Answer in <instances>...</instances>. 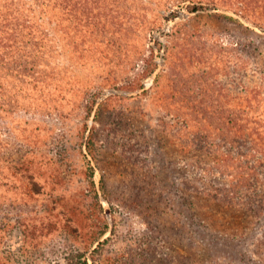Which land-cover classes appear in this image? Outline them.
<instances>
[{
    "label": "rangeland",
    "instance_id": "rangeland-1",
    "mask_svg": "<svg viewBox=\"0 0 264 264\" xmlns=\"http://www.w3.org/2000/svg\"><path fill=\"white\" fill-rule=\"evenodd\" d=\"M73 1L0 51V264H261L260 222L189 203L228 176L187 143L205 107L264 109V0Z\"/></svg>",
    "mask_w": 264,
    "mask_h": 264
},
{
    "label": "trees",
    "instance_id": "trees-1",
    "mask_svg": "<svg viewBox=\"0 0 264 264\" xmlns=\"http://www.w3.org/2000/svg\"><path fill=\"white\" fill-rule=\"evenodd\" d=\"M49 1L0 0V51L4 54L9 52L10 45L17 48L15 43H21L24 37L44 40V35L38 37L31 29L34 24L30 18L35 16L39 7L47 5L57 10L66 8L71 11L77 4L73 0ZM200 6H192L191 11L199 9ZM257 93L256 88L251 90L253 101L256 100ZM237 99L244 104L239 103L237 107H205L201 113L207 118V124H200L192 129L194 131L187 144L191 143L195 148L203 142V149L208 150L207 158L211 156L208 162L207 158L202 160L199 157L193 159L192 164L199 165L201 161H206L205 168L209 173L228 177L219 188L214 185H192L196 194L191 196L189 203L194 204L202 200L199 205L206 209L202 214L214 223L228 222L238 228L245 222L247 226L260 222L261 228L252 243L251 252L257 255V262L264 264V109L252 102L245 92L244 95H238ZM197 111L198 109L192 107L191 115ZM88 150L90 151V147ZM87 170L89 178L92 179L93 167L89 162ZM72 264H87V259H80ZM202 264L227 263L212 258Z\"/></svg>",
    "mask_w": 264,
    "mask_h": 264
}]
</instances>
